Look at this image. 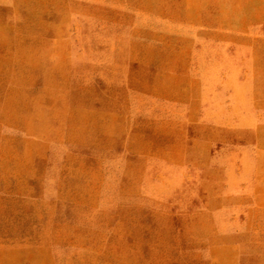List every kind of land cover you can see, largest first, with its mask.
Masks as SVG:
<instances>
[{"label": "rangeland", "instance_id": "1", "mask_svg": "<svg viewBox=\"0 0 264 264\" xmlns=\"http://www.w3.org/2000/svg\"><path fill=\"white\" fill-rule=\"evenodd\" d=\"M0 264H264V0H0Z\"/></svg>", "mask_w": 264, "mask_h": 264}]
</instances>
